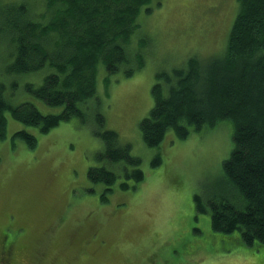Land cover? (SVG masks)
Returning a JSON list of instances; mask_svg holds the SVG:
<instances>
[{
	"label": "rangeland",
	"instance_id": "obj_1",
	"mask_svg": "<svg viewBox=\"0 0 264 264\" xmlns=\"http://www.w3.org/2000/svg\"><path fill=\"white\" fill-rule=\"evenodd\" d=\"M31 1L0 0V5ZM236 13V0H151L141 8L127 45L131 54H141L142 66L129 77L119 71L106 84L105 67L98 65L85 124L73 118L40 135L6 114L7 135L0 141V264H264V246H244L237 231L213 232L209 213L195 211L194 194L206 204L215 194L235 200L222 171L232 150L231 125L191 131L184 140L170 132L159 148L147 147L139 128L153 107L156 74L171 75L192 57L205 67L210 57L222 55ZM41 15L36 18L45 19ZM1 27L0 16V43H5ZM11 61L7 44H0V82L9 100H28L42 114L59 113L62 108L24 90L28 82L40 85L51 69L8 74ZM96 112L120 145H130L144 173V180L126 191L119 185L131 181L120 176L105 204L100 203L104 184H91L87 177L89 168L100 167L98 155L105 151L93 130ZM23 128L37 136L35 148L12 144V134ZM156 156L160 164L152 168Z\"/></svg>",
	"mask_w": 264,
	"mask_h": 264
},
{
	"label": "trees",
	"instance_id": "obj_2",
	"mask_svg": "<svg viewBox=\"0 0 264 264\" xmlns=\"http://www.w3.org/2000/svg\"><path fill=\"white\" fill-rule=\"evenodd\" d=\"M151 0H32L1 3V33L11 63L6 72L24 75L51 69L40 85L28 82L27 94L59 113L42 114L28 100L13 104L0 82V141L7 135L8 113L22 125L46 134L73 118L87 122L85 109L96 93L98 65L109 76L121 71L132 76L142 64L141 54L127 48L137 29L136 18ZM237 13L228 33L222 55L212 56L203 67L195 57L171 75L157 73L151 89L153 107L139 128L147 147L159 148L172 132L186 139L191 131L215 128L222 122L231 125L232 150L222 162L224 184L232 197L211 195L204 203L194 194L195 211L209 213L215 233H239L246 247L264 246V0H236ZM149 12L150 8H146ZM33 14V15H30ZM42 13L45 19H37ZM141 57V58H138ZM17 83L11 81L10 86ZM94 134L105 143L98 155L100 167L88 169L92 184L103 183L100 203L124 175L131 181L120 183L122 190L135 189L144 180L141 159L131 155L130 145H120L118 134L105 128L99 112L94 116ZM11 142L20 141L28 149L37 145V136L23 128L15 131ZM156 156L151 167L156 168ZM93 192V190H89Z\"/></svg>",
	"mask_w": 264,
	"mask_h": 264
},
{
	"label": "flooded vegetation",
	"instance_id": "obj_3",
	"mask_svg": "<svg viewBox=\"0 0 264 264\" xmlns=\"http://www.w3.org/2000/svg\"><path fill=\"white\" fill-rule=\"evenodd\" d=\"M2 264H4V262H2Z\"/></svg>",
	"mask_w": 264,
	"mask_h": 264
}]
</instances>
